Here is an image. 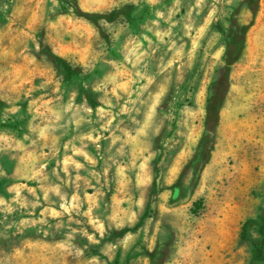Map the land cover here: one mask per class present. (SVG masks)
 Instances as JSON below:
<instances>
[{"label":"rangeland","instance_id":"374dc122","mask_svg":"<svg viewBox=\"0 0 264 264\" xmlns=\"http://www.w3.org/2000/svg\"><path fill=\"white\" fill-rule=\"evenodd\" d=\"M262 220L264 0H0V264H264Z\"/></svg>","mask_w":264,"mask_h":264},{"label":"trees","instance_id":"16d2710c","mask_svg":"<svg viewBox=\"0 0 264 264\" xmlns=\"http://www.w3.org/2000/svg\"><path fill=\"white\" fill-rule=\"evenodd\" d=\"M258 2L259 0H246L247 7L252 12L253 15L256 14L257 12ZM233 32H234V35H233V38L231 40V44L228 50L229 63L235 62L238 59L241 53V50H242V46H243V37L238 38L239 31L235 30ZM240 34L244 35L245 29L242 30ZM51 57L55 61V63H57L58 65H61L64 68L66 76L70 77L74 74V71L63 60H61L60 58L56 56H51ZM225 87H226L225 84L220 83L217 88L216 94L214 96L213 114H214L216 121L218 120V114H219V110L222 104L223 92L225 91ZM247 223H245L242 227V234H241L242 239L245 237L244 233L247 228ZM125 233H127V230L123 231L121 234L124 235ZM259 236H260V241L254 244L255 257L260 262L264 263V220H262V226L259 229Z\"/></svg>","mask_w":264,"mask_h":264}]
</instances>
